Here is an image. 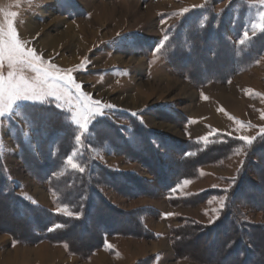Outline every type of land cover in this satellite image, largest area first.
Returning <instances> with one entry per match:
<instances>
[{"label":"rangeland","instance_id":"obj_1","mask_svg":"<svg viewBox=\"0 0 264 264\" xmlns=\"http://www.w3.org/2000/svg\"><path fill=\"white\" fill-rule=\"evenodd\" d=\"M194 5L203 7H193ZM208 5L211 6L200 11ZM185 8L189 11L181 14V10ZM261 11H264V6L258 0H0V24L6 26L9 20H14L19 38L26 42L27 47L35 48L45 60L61 69H72L76 80L93 99L116 106L107 110L105 117L98 118L93 123L90 133L82 139L79 146L74 138L70 152H76L74 160L85 164L89 158L113 170L134 173L140 178L137 184L150 191L149 195L133 196L130 187H127V181L122 179L115 180L116 188L102 185V192L116 209L109 212L98 207L100 202L94 204L89 212L92 220L87 234L78 231L69 235L78 250H84L86 246L99 241L98 232L106 225L138 231L139 228L133 225L136 216L144 227L157 236L106 235L105 240L108 238V244L111 245L106 248V252L125 257L127 264H152L157 259H161L160 264H216L222 261L220 250L225 247L219 241L211 246L206 236L191 238L195 233L192 229L185 234L181 244L171 246L169 231L183 225L185 218L182 215L186 212L199 215L203 220L213 219L216 216L214 211L220 205L219 197H214L215 201L211 204L201 203L210 199L211 195L219 196L223 193L205 196L204 191L200 200L193 196L189 198L196 201L191 200L186 204L176 201L173 205L163 197H156L155 193L154 196L150 195L159 186L158 176H154V167L117 152V145L113 148L111 142L113 139L118 143L121 141L105 128V122L101 120L109 119L114 122L124 137H130L132 141L134 136L131 133L135 127L130 117L133 112L137 113L133 117L150 130L152 135H163L166 138L165 146L168 150L162 153L166 155L168 152L173 160L177 159L175 150L178 146L172 145L168 139L180 142L199 141L205 145L207 143L201 138L209 136V133L215 135L216 130L222 136L231 133L229 136L233 137H257L264 127V119L261 118L264 114V51L252 64L236 69L226 81L194 79L185 73L181 61H176L177 66L172 65L169 56L178 47L173 46L174 31L181 35L184 31L191 33L194 27L198 29L206 21H209L214 31L221 33L238 55L252 41L245 40L243 44L239 42L243 39L245 30L252 38L261 33L257 28L253 36L251 30L253 23L259 22L258 14ZM12 13L17 15L13 17ZM188 24L190 25L187 26ZM193 25L195 26L192 27ZM164 35H168L169 40L159 53H155L154 48ZM211 41L212 38L207 41V45L212 44ZM217 44V49L222 46ZM204 53L205 49L197 53L196 64L206 60ZM225 55L228 59L229 53L225 52ZM200 64L204 65L202 62ZM206 64L209 72L217 76L232 68H223L220 63H212V60ZM235 66L233 64L234 68ZM2 71L6 74L7 67ZM28 106L15 109L10 119L0 118V158L4 161L12 190L34 207L57 213V209L67 204L69 211L73 212V206L60 201L59 194L48 182L38 180L25 166L21 148L16 141L18 135L26 144L37 149L33 124L24 110ZM63 112L67 115V120L75 125L71 120V112L66 109ZM76 129L77 134L79 129ZM103 135L106 137H102ZM212 135L209 136V141ZM124 144L119 145V150L127 152V145ZM84 148L87 155L84 154ZM158 151L162 150L158 147ZM238 153L240 154L231 159L226 158L224 164L221 160L216 162L219 164L200 166L199 169L203 168L204 174L200 175L198 169V176L193 181H199L191 184L190 186L194 185L191 188L213 186L217 181L214 177L216 173L233 175L241 163V155L244 158L246 152L244 150L243 154L240 150ZM150 159L147 160L149 163ZM65 160L61 170H72ZM168 160L167 168L171 174L177 164L174 167L175 164H170ZM228 186L229 182L226 187ZM211 191L210 188L207 189V192ZM76 196L72 195L73 198ZM181 204L184 206L181 207ZM9 206L10 202L0 200V264H92L93 259L95 261L98 258L96 253L101 248L81 257L69 251L68 246L62 242L33 238L31 229L18 223L16 214L8 210ZM141 206L149 209H141ZM141 210L147 213L146 219L144 216L138 217ZM243 210L247 220L264 223V211H257L252 205L245 206ZM36 213L39 214L38 211ZM168 213L174 215H166ZM257 236L261 238L263 234ZM176 250L179 251L178 254ZM101 254L108 258L106 264L122 263L117 258L109 263L107 254L101 252L98 264ZM181 254L184 256H180ZM185 256L190 257L186 259ZM260 256L258 253L255 258ZM227 257V261H231L235 258V253Z\"/></svg>","mask_w":264,"mask_h":264},{"label":"trees","instance_id":"obj_2","mask_svg":"<svg viewBox=\"0 0 264 264\" xmlns=\"http://www.w3.org/2000/svg\"><path fill=\"white\" fill-rule=\"evenodd\" d=\"M210 6L208 5L200 11L202 12ZM184 32L182 35L178 31L173 32L172 36L175 38L174 40L172 39L173 46L178 45V47L175 49L174 54L169 56L170 61L174 66H177V60L181 61L180 64L184 67L185 73L194 79L202 78L200 79L202 81H226L236 69L243 65L252 64L264 51V32L252 38L251 44L243 48L242 53L238 55H236L234 47L223 39L221 33L214 31L213 27L209 25V21H206L198 29L194 27L191 33ZM210 38H212L213 41L211 42L213 43L207 45V41ZM217 43L222 45L218 49L216 48L219 45ZM203 49H205L204 58H206V62L201 60L196 64V55ZM225 52L229 53L228 59L226 58ZM208 60L210 62L212 60V63L215 64L220 63L223 68H229V66H232V68L228 72H223L221 76H217L209 72L210 70H208L206 64L209 62ZM201 62L204 64L203 66H200ZM233 64L236 65L235 68ZM203 71L206 73L203 74ZM24 110L27 117L32 121L34 142L37 145L36 151L30 145L26 144L20 135L16 138L21 148V154L26 168L38 180L48 182L49 186L59 194L60 201L73 206V212L80 213L78 217L64 216L34 207L24 201L13 192L11 187L12 183L6 172L4 161L0 158V200L10 202L8 210L16 214L18 223L31 229L33 238L62 242L68 246L67 248L72 253L86 257L104 246L106 235L130 234L143 237L151 234L152 237L157 236L144 227L142 221L138 220L135 216L133 225L139 228L138 231L132 229L127 230L125 228L117 229L106 225L103 227V230H99L98 232L99 241L95 244L91 243L84 250H78L75 247V241L69 235L75 234L78 231L80 233H86L88 231L89 223L92 220L89 212L94 204L97 205L100 202L101 205L99 204L98 207H103L109 212L116 209L102 192V185H109L116 188L117 182L115 180L122 179L124 182L127 181V187H130V190L134 193L132 194L130 191V194L133 196L149 195L148 193L150 191L145 189L146 187L142 188L140 184H137L140 178L136 174L113 170L98 161L89 160V158H87L85 164L84 162L81 163L85 165V172L83 174L74 170L63 172L61 170L63 161L73 149V140L77 131L75 125L67 120V115L63 111L52 105H29ZM130 118L135 127L131 133L134 136L132 141L130 137H127V139L124 137L122 131H120V128L114 122L109 119H102L101 121L105 122V128L113 132L119 141H121L118 143L113 139L111 142L113 148L117 145V152L124 153L131 159L142 161L144 165L154 167L156 173L153 174L155 177L158 176L159 186L157 191L150 195L154 196L155 193L156 197L170 195L173 192L171 189L176 187L182 180L197 177L200 166L224 160L240 149L245 150L243 164L237 176L234 178L235 182L226 193V203L219 218L212 224L184 219L183 225L172 230V240L173 246H178L184 239L185 234L193 229L195 233L191 238L206 236V240H209V245L213 246L214 242L219 241L225 247L220 250V258H222V261L219 263L216 262V264H264V223H254L247 220L244 216L245 211L243 210L245 206L249 207L252 205L257 211H264V169L262 168L264 166V138L258 135L251 146L238 139H234L233 136H222L221 134L212 136L211 141L205 145L199 141L188 140L187 142H180L168 139L172 145L178 146V149L175 150L177 159L173 160V156L171 155L172 159H170L168 152H166V155L164 154L168 149L165 146L166 138L163 135H152V132L143 127L136 117L131 116ZM98 126L99 123L97 124ZM102 137L105 138L106 136L103 135ZM123 143L127 145V152L119 150ZM158 147L162 151H158ZM142 152L147 155L145 156ZM86 153L87 150L84 148V154L87 155ZM137 153L140 155L137 156ZM187 153L191 154L186 155ZM163 158H166V160L169 159L170 164H175L174 167L177 164L175 171L171 174L167 168L169 164ZM149 159L151 163L148 162ZM250 170L252 172H249ZM217 192L225 193L223 191L212 190L211 192H204V194L205 196H209ZM73 194L77 195L76 198L72 197ZM204 194L202 193L194 197L200 200ZM262 195L263 197H261ZM191 200L194 199H176L173 202L178 201V203L182 202L186 204L190 203ZM138 214H140L138 217L141 218L144 211L141 210ZM54 223H60L64 227L55 231H49L48 228ZM260 233L263 234L261 238L257 236ZM176 252L178 254L179 251L176 250ZM231 253H235V258L227 261L226 258ZM258 253L261 256L255 258ZM180 256H184V254ZM189 257L185 256L186 259Z\"/></svg>","mask_w":264,"mask_h":264},{"label":"snow or ice","instance_id":"obj_3","mask_svg":"<svg viewBox=\"0 0 264 264\" xmlns=\"http://www.w3.org/2000/svg\"><path fill=\"white\" fill-rule=\"evenodd\" d=\"M258 2L264 6V0H258ZM193 7L203 6L194 5ZM188 11L187 8L182 9L181 14ZM11 15L15 17L17 14L12 13ZM258 15L259 22H254L251 29L253 36H255L257 28L264 32V11ZM251 39L249 32L245 30L243 39L239 42L243 44L245 40ZM168 40V35H164L155 46L154 52L159 53ZM5 66L8 69L6 74L2 71ZM72 72V69H61L51 61L45 60L35 48L27 47L26 42L19 38L14 20H9L6 26L0 24V118L10 119L15 109L25 105H52L61 111L66 109L71 112V120L79 129L75 135L77 146H79L82 139L90 133L93 123L98 118L105 117L107 110L114 109L116 106L104 103L99 99H93L90 93L83 90L82 84L76 80ZM204 98L207 99V97ZM132 115L136 116L137 113L133 112ZM261 118L264 119V114ZM212 134L209 133V136ZM216 134H219L218 130H216ZM227 135H231V133H227ZM259 135L264 138V127L260 129ZM209 136L201 138L204 143H208ZM234 139L251 146L256 137L240 135ZM190 154L187 153L186 155ZM76 155V152H72L66 157L65 163L72 170L83 174L85 166L74 160ZM234 182L233 180L232 183ZM189 183L191 181L185 179L181 185H177L171 191L179 192L183 186ZM222 191L227 193L229 189L225 188ZM223 206V202H221V208ZM56 212L67 216L78 217L80 215L79 212L69 211L67 204L62 205V208L57 209ZM166 215L174 214L168 213ZM62 227L64 225L54 223L48 230L55 231ZM108 247L110 248L111 245L108 244Z\"/></svg>","mask_w":264,"mask_h":264},{"label":"crops","instance_id":"obj_4","mask_svg":"<svg viewBox=\"0 0 264 264\" xmlns=\"http://www.w3.org/2000/svg\"><path fill=\"white\" fill-rule=\"evenodd\" d=\"M259 135V134H258ZM212 136H214V135H212ZM211 136V137H212ZM257 136V135H256ZM241 150V152L244 154V150H242V149H240ZM240 150H238L234 155H232V156H230L228 159H231L232 157H235L236 155H239L240 153H238V152H240ZM241 163H239V166L236 168V172L233 174V175H230V176H225V175H223V174H214V177L216 178V183L213 185V186H198V187H196V188H191V187H194V185H192V186H190L191 184H193V183H197V181H199V179H197V180H195V181H193V179H187V180H189V181H191V183H189L188 185L189 186H187V185H185V186H183L182 187V189L179 191V192H172V194H170V195H165V196H161V197H163V199H165L166 201H168L169 203H171V205H173V200H176V199H189V197H193V196H196V195H198V194H202V192H204V191H206L207 192V189L208 188H210V190H218V191H222V189H225V188H230L231 186H232V181L234 180V178L237 176V173H238V169L241 167V165H242V163H243V160H244V158H243V155H241ZM225 160L226 159H224L222 162V164H224V162H225ZM221 163V162H220ZM226 163V162H225ZM216 164H219V163H216ZM202 170H203V168H201V169H199V173H200V175L203 173L202 172ZM204 174V173H203ZM200 175H199V177H200ZM185 180V179H184ZM184 180H182L178 185H181L182 184V182L184 181ZM228 182H229V186L228 187H226L227 185H228ZM227 183V184H226ZM226 184V185H225ZM225 186V187H224ZM214 194V193H213ZM214 197L216 198V197H219V200H220V205H219V207H217L216 208V210L214 211V213L216 212V216H214V218L213 219H211L210 221L209 220H203L202 219V217L201 216H199V215H196V214H193V213H190V212H186L185 214H183L182 215V218H185V219H193V220H195V221H198V222H200V223H204V224H210L212 221H214V220H216L217 219V217L219 216V214L221 213L220 211L221 210H223V208H224V206H225V203H226V193H223V194H221V195H219V196H217V195H211V197H210V199H207V200H203V202L201 203V204H205V205H207V204H211V203H213V201H215V199H214ZM162 199V198H161ZM221 202H223V208H221ZM175 207H177V205H174ZM181 207L182 206H184V204H181L180 205ZM180 206H178L179 208H180ZM148 207H145V206H141V209H147ZM149 209V208H148ZM180 209H177V212H180L179 211ZM194 210V209H193ZM220 212V213H219ZM146 214L147 213H144L143 214V216H144V218L146 217ZM142 216V217H143ZM146 219V218H145ZM145 219H144V222H145ZM145 225L147 226V224H146V222H145ZM174 228H172V229H170L171 231H169V238L172 240V230H173ZM108 238L105 240V246L103 247V248H101L100 250H99V252H97L96 254H98V258L94 261V259H93V262H92V264H98V262H99V256H100V253L101 252H103V253H105V254H107V256L109 257V263H110V261L111 260H113V259H120L121 261H120V263L121 264H127V262H126V258L125 257H122V256H116V255H112L111 253L109 254L108 252H106V248H108ZM170 245L172 246L173 245V240L170 242ZM115 246V245H114ZM112 248H114V247H112ZM114 254V253H113ZM88 260V259H87ZM160 261H161V259L159 260V259H157V260H155V263H152V264H160ZM95 262V263H94Z\"/></svg>","mask_w":264,"mask_h":264},{"label":"bare ground","instance_id":"obj_5","mask_svg":"<svg viewBox=\"0 0 264 264\" xmlns=\"http://www.w3.org/2000/svg\"><path fill=\"white\" fill-rule=\"evenodd\" d=\"M2 185V184H1ZM258 193V192H257ZM260 193V192H259ZM7 201V200H6ZM2 208V207H1ZM98 210V209H97ZM102 210V209H101ZM109 215V214H108ZM36 216V215H35ZM108 217V216H107ZM37 218V217H36ZM40 218V217H39ZM99 218V217H98ZM38 219V218H37ZM36 219V221H38ZM111 219V218H110ZM9 220V219H8ZM94 226V225H93ZM120 227V226H119ZM89 229V228H88ZM87 234V233H86ZM86 237V236H85ZM222 239V238H221ZM221 243V242H220ZM224 243V242H223ZM219 245V244H218ZM215 247V246H214ZM101 258H100V264H106V262H107V260L106 259H108V258H105L104 256L105 255H103V254H101ZM216 261V260H215Z\"/></svg>","mask_w":264,"mask_h":264}]
</instances>
